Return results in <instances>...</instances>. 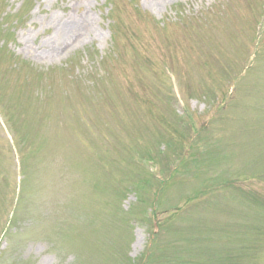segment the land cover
Segmentation results:
<instances>
[{"label": "rangeland", "instance_id": "374dc122", "mask_svg": "<svg viewBox=\"0 0 264 264\" xmlns=\"http://www.w3.org/2000/svg\"><path fill=\"white\" fill-rule=\"evenodd\" d=\"M262 4L0 0V264H264Z\"/></svg>", "mask_w": 264, "mask_h": 264}, {"label": "bare ground", "instance_id": "6f19581e", "mask_svg": "<svg viewBox=\"0 0 264 264\" xmlns=\"http://www.w3.org/2000/svg\"><path fill=\"white\" fill-rule=\"evenodd\" d=\"M76 25L79 26L77 28H79L80 30L83 28L88 30L86 19L85 20L84 19L73 20L70 18H65V19L55 21L54 27L57 29L56 33L59 36H64V35H66V33L64 31L70 32L72 30V28L75 27Z\"/></svg>", "mask_w": 264, "mask_h": 264}]
</instances>
